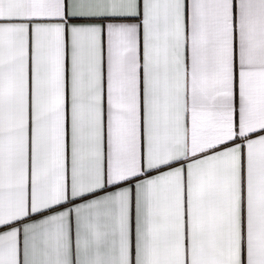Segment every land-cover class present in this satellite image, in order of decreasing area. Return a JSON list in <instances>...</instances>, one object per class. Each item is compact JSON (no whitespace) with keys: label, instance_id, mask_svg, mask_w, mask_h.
Here are the masks:
<instances>
[{"label":"snow or ice","instance_id":"snow-or-ice-1","mask_svg":"<svg viewBox=\"0 0 264 264\" xmlns=\"http://www.w3.org/2000/svg\"><path fill=\"white\" fill-rule=\"evenodd\" d=\"M0 264H264V0H0Z\"/></svg>","mask_w":264,"mask_h":264}]
</instances>
